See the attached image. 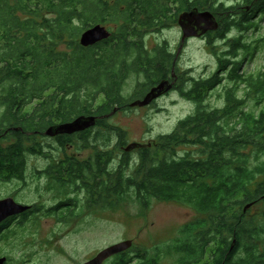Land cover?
<instances>
[{
    "label": "trees",
    "instance_id": "1",
    "mask_svg": "<svg viewBox=\"0 0 264 264\" xmlns=\"http://www.w3.org/2000/svg\"><path fill=\"white\" fill-rule=\"evenodd\" d=\"M244 2L249 5L0 0V132L18 129L4 136L0 154L38 151V130L80 115L96 116L94 126L62 135L58 142L63 147L78 140L82 149L92 151L87 161L72 158V169L89 176V205L113 207L129 191L143 207L152 198L190 205L200 215L179 228L181 237L169 247L179 253L176 264H264V162L259 161L264 154V65L245 72L241 57L250 51L242 35L255 27L264 0ZM192 9L215 16L218 27L207 32L209 43L226 40L232 29L239 34L228 39L213 74L186 79L178 74L167 43L149 50L145 38L175 25L182 12ZM95 24L105 25L110 36L83 47L78 38ZM258 42L264 52V38ZM139 76L143 80L125 97L127 81ZM163 78L193 101L194 110L171 132L135 148L136 155L124 151L127 131L107 117L115 108L127 110L128 101L143 97ZM219 88L221 105L207 104L205 97ZM113 138L117 143L110 148ZM182 146L195 149L181 153ZM104 264L161 263L132 244Z\"/></svg>",
    "mask_w": 264,
    "mask_h": 264
},
{
    "label": "rangeland",
    "instance_id": "2",
    "mask_svg": "<svg viewBox=\"0 0 264 264\" xmlns=\"http://www.w3.org/2000/svg\"><path fill=\"white\" fill-rule=\"evenodd\" d=\"M230 5H248L243 0H226ZM253 28L244 31L243 40L250 45V51L243 53L245 58L243 67L245 72H255L264 65V52L257 48L255 42L264 38V12L254 18ZM238 30L232 29L226 40L213 38L191 37L182 39V31L176 23L158 33L146 35L145 44L150 49L159 44L167 43L168 48L176 55L175 64L178 74L183 73L186 79L190 76L204 77L216 71L218 55L224 50L229 38L239 34ZM259 43V42H258ZM260 46V45H259ZM255 48L253 51L252 48ZM142 77H131L126 87L123 88L125 97H130L135 91ZM221 89H216L205 97L210 105H221L218 98ZM156 104L148 107H134L127 110H117L107 117L111 125L124 128L127 131L126 144L131 142L148 143L159 134L171 132L177 122L194 110V103L185 99L179 90L172 87L162 98L156 100ZM251 106V104H249ZM248 106V108H249ZM246 109V108H245ZM42 140L57 152V146L48 138ZM113 138V148L117 143ZM125 144V145H126ZM51 146V145H50ZM54 146V145H53ZM104 148V146H103ZM192 146H182L179 152L190 151ZM185 150V151H184ZM136 155V149L132 150ZM68 153L85 158L92 153L91 149H82L78 140L68 147ZM114 164L118 160L119 151L115 150ZM264 162V154L260 160ZM258 162V161H257ZM35 165V159L29 161V167ZM26 189L27 201L35 200V183L28 182ZM11 188V187H10ZM8 188L6 187L5 190ZM60 192L46 193L47 203L53 201V195ZM77 198L76 213L70 223L55 224L51 219H43L36 224H24L18 235L2 241L0 239V257L8 255L10 264H81L95 256V254L110 244L122 240L131 239L135 247L145 249L149 256L159 257L161 264H176L179 253L169 247L179 239L181 228L185 223L199 217L200 213L192 206L179 202H165L155 198L150 200L148 207L139 205V202L131 191L113 207H105L104 204L89 205L88 195L69 193ZM87 197V198H86ZM257 210L255 206L252 211ZM13 228V227H12ZM16 231V230H15ZM207 260V258L205 259Z\"/></svg>",
    "mask_w": 264,
    "mask_h": 264
},
{
    "label": "flooded vegetation",
    "instance_id": "3",
    "mask_svg": "<svg viewBox=\"0 0 264 264\" xmlns=\"http://www.w3.org/2000/svg\"><path fill=\"white\" fill-rule=\"evenodd\" d=\"M246 9L249 10L250 7L247 6ZM202 37L207 38V32L204 33ZM164 43L159 44L158 46H163ZM147 48L148 47L146 46V49ZM153 48L155 47H152L149 50ZM164 79L165 78L162 80ZM163 96L164 95L152 100V103L143 107L155 105L157 102L156 100ZM141 97L142 96L137 98ZM130 101L126 103L125 109L134 108L129 106ZM60 123L61 122H57L55 124ZM48 127H50V125L38 130L35 134L36 142L39 144L37 148L38 151L28 152L26 154H0V159L2 160L0 165L3 166L0 168V201L9 200L11 204V201H13L16 205L23 207L21 211L9 213L0 221V239L2 241L16 237L19 234L18 230H21V227L24 224H36L43 219H51V222H55V224L70 223V220L76 215L73 211V207L78 209L79 206L76 204L77 198L69 193L74 192V194H84L85 192V195L87 193L86 183H88L87 180L89 179V176L86 174V170L78 169L74 171L72 169V158H76L79 161H87L90 155H87L85 158H79L74 156L73 153H68V147H71L72 143L65 142L66 144L62 147L58 142L60 136L72 135L74 133L49 136L45 131ZM86 130L87 129L83 131ZM13 131H18V129L12 127V129L7 128L1 131L0 134L2 136L0 138V144H2L4 136ZM83 131L75 132V134ZM43 138L51 140L52 144H50L51 146L49 145V147H54V149H56L55 147L57 146V152H53L52 148H47L46 146L48 144L42 140ZM32 158L35 159V165L30 168L29 161ZM28 182L35 183V200L33 201L25 200V191L29 187ZM6 187L8 188L7 190H5ZM53 191L60 192V194L53 195V201L47 203L48 199L46 193ZM1 257L5 258L3 264L11 263L9 262L11 261V258L8 255ZM108 259H110V257ZM28 264L31 263L28 262Z\"/></svg>",
    "mask_w": 264,
    "mask_h": 264
},
{
    "label": "water",
    "instance_id": "4",
    "mask_svg": "<svg viewBox=\"0 0 264 264\" xmlns=\"http://www.w3.org/2000/svg\"><path fill=\"white\" fill-rule=\"evenodd\" d=\"M176 22L178 23L182 31L181 35L183 40L191 37L202 36L204 35V33L209 31H216L218 27V22L217 20H215V16L210 11H199L197 9L182 12ZM110 34V30L105 25L95 24L84 30L78 39L83 47H88L107 39ZM172 86V81L168 79L161 80L158 84L154 85L153 87H150V89L142 98H137L130 101L129 106L143 107L149 105L150 103H152V100L157 99L162 95H165L169 90L172 89ZM116 110L117 108H115L113 112H115ZM95 123L96 116L80 115L71 121L52 125L51 127H48L45 131L46 134L49 136H54L57 134H72L90 128L94 126ZM1 136L2 135L0 134V138ZM143 146L144 144L142 143L131 142L124 146L123 149L124 151L130 152L135 148H140ZM11 202L13 205L10 203L9 200L0 201V221L9 213L19 212L23 209V207L16 205L15 203H13V201ZM251 205V203L247 204L244 208V211L250 208ZM233 242H235V240H233ZM132 244L133 242L131 239H126L114 244H110L107 247H104L103 249L99 250L95 254V256L89 258V260L81 264H104V262L109 257H112L118 253L129 249L130 247H132ZM4 261L5 258L1 257L0 264H3Z\"/></svg>",
    "mask_w": 264,
    "mask_h": 264
}]
</instances>
